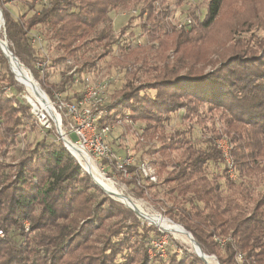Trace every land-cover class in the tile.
Instances as JSON below:
<instances>
[{
    "label": "trees",
    "instance_id": "trees-1",
    "mask_svg": "<svg viewBox=\"0 0 264 264\" xmlns=\"http://www.w3.org/2000/svg\"><path fill=\"white\" fill-rule=\"evenodd\" d=\"M39 1L0 0L1 39L48 96L65 93L74 75L48 83L36 66L51 57L38 55L31 32L46 31L58 53L53 67L73 60L83 77L96 74L132 26L134 18L117 36L110 14L138 8L147 41L157 44L120 47L124 55L112 64L132 70L101 122L126 115L145 123L143 151L155 155L158 182L137 189L136 178L124 182L134 198L154 202L220 264H264V0H208L204 20L188 31L171 26L165 0H49L36 10ZM14 2L34 13L14 18L7 7ZM0 64V148L7 150L0 156V264H208L182 247L162 257L152 246L162 231L109 196L97 199L93 191L103 190L52 132L22 162L6 164L20 132L30 123L41 128L1 50ZM180 111L185 128L168 130ZM196 123L211 138L230 141L237 180L209 140L205 147L193 140ZM216 238L229 240L222 246Z\"/></svg>",
    "mask_w": 264,
    "mask_h": 264
},
{
    "label": "built area",
    "instance_id": "built-area-1",
    "mask_svg": "<svg viewBox=\"0 0 264 264\" xmlns=\"http://www.w3.org/2000/svg\"><path fill=\"white\" fill-rule=\"evenodd\" d=\"M132 14H137V10H133ZM192 24L193 21L189 18L184 22H177L175 25L178 29L187 31ZM138 43L140 44V42ZM67 63L73 65L70 60ZM36 67L44 72L46 63L40 62ZM70 74L79 76L76 74V66L72 68ZM90 75L82 77L83 87L78 94L69 98L64 96V93L53 92L52 98L48 97L49 103L52 105V113L56 118L46 110L38 108L30 101L29 97L24 98L31 106L32 114L36 118L41 131L45 135L49 132L54 133L56 135L55 139L64 145L84 173L89 174V164L90 167L96 166L101 175L107 180L119 179L125 187H128V185L124 180H134L135 178L136 182L133 184L135 189L143 187L146 182L156 184L158 175L154 162L155 155L144 160H137L136 148H131L128 143L129 138L132 136L136 139V143H145L144 127L129 116L118 118L116 122L113 121L105 125L101 122L108 114L106 106L110 104V89L116 78L112 75L102 74L91 78ZM115 129L121 130V137L117 141L120 143V152L115 151L109 143V138ZM121 143L125 146L122 147ZM216 147L228 167L230 178L237 180L230 144L227 140L222 139L217 141ZM73 149L89 157L91 161L87 162L84 158L79 159L73 153ZM28 225V222H24L27 231L29 230ZM4 236L5 234L0 231V237L4 238ZM163 238V242L160 239L152 241V246L162 257H166L165 245L168 237L164 236ZM218 241L223 246L227 240L219 239ZM159 247H161L162 252ZM149 252L152 257L155 256L152 249ZM238 261L242 262V256L238 257Z\"/></svg>",
    "mask_w": 264,
    "mask_h": 264
},
{
    "label": "rangeland",
    "instance_id": "rangeland-1",
    "mask_svg": "<svg viewBox=\"0 0 264 264\" xmlns=\"http://www.w3.org/2000/svg\"><path fill=\"white\" fill-rule=\"evenodd\" d=\"M48 1L49 0H40L37 4L36 10H40L44 5H46L48 3ZM207 3H208V0H182V3H180V6H178V3L176 0H165L163 5L168 7L167 9L169 11V16L172 20V22H170V18H168L169 22L171 23V26H176L175 24L177 22H184V21H186V19L190 18L193 21V24L191 25V28H192V27L196 26L197 23L202 22L204 20V17L206 15ZM7 7L12 12V15L14 16V18H18V16H21L23 14H27L28 17H30L34 13L32 11H28L27 6L20 3V2H14V3L8 4ZM158 8L161 10L163 7H162V5H159ZM0 9H1V7H0ZM132 9H134V8H132ZM135 9H137V11H138L137 14H132L131 9L130 10H122L119 12H112L110 14V17H111L112 22H113V28H114L115 34L117 36L119 35L121 29L128 23L130 18H134V20L132 21L131 28H129L126 31L125 36L122 37L123 39L120 40L118 45L114 47L113 53L109 57L105 58L104 60H102L98 63L99 67H98V71L96 72V74L90 75L91 78L95 77V75H98V74L99 75H101V74L102 75H112L113 77H115L116 81L110 89L111 94L113 93V91H115L116 89H119L123 86V84L125 82V79H124L125 75L129 71L132 70V67L126 68L122 65L112 64L113 62H115L114 59L117 58V56L121 55V57H123V55H124V53L120 54V47L121 46L126 47L128 44V45L138 46L137 48H145L146 46L150 45V47H151L152 45L157 44V42H155V41L154 42H150V41L148 42L147 41L146 36L141 29V21L142 20L140 19V17H138L139 16V10H138V8H135ZM2 14H3V12H2ZM196 18H198V20ZM221 18H223V16ZM2 20H3L2 21V34L5 36L4 15H3ZM191 28H189L188 30H190ZM131 33L133 34L132 36H131ZM30 37H31V41L33 42V44H34V46L38 52V55L51 57V60L47 61V64L45 67V72H44L45 76L47 75V77H48V81H49L48 83L59 85L60 82L63 79H65L67 75L70 74L72 68L75 67L77 63L73 60H70V61H72L73 65H69L67 63L68 65H59V66L53 67L52 61L57 57L58 53L55 52V50L53 49L54 46L50 43L51 41L49 40V37L47 36L46 31H44L43 28L39 27V28H37V30L30 33ZM167 41L171 42V40H167ZM138 42H140V44ZM209 44L212 45L211 42H209ZM7 61H8V59H7ZM8 63H9V61H8ZM22 65L30 73V75L33 77L36 84H38L42 90L45 89L44 86L43 87L41 86V84H40L41 81L39 79L35 78L33 76V74L31 73V71L29 69H27V67L24 64H22ZM9 67H10V64H9ZM4 70H5V66L0 64V72H3ZM70 81L72 83L71 84L69 83L66 86V92L64 93V96L69 97V98L72 96V94L73 95L78 94V92H80L82 90V87H83L82 86L83 80H82L81 76L79 77L76 75L73 77V80L71 79ZM70 81H68V82H70ZM17 82L20 83L18 79H17ZM45 94L47 95L46 92H45ZM27 96L29 97L30 93L26 90V93L22 94L21 98L24 99ZM48 97L52 98V95H50ZM124 116H126V115L118 116V118H125ZM183 117H184V111H180V112L174 114L172 117V120L168 124V130L171 131V130L176 129V128L184 129L185 128V122L183 120ZM201 117H203L204 120L206 121L207 125L205 128H208V127L210 128L211 122L209 120V116H207L206 114L203 113L201 115ZM118 118L113 119L111 121L116 122L118 120ZM111 121H110V123H112ZM134 121L136 122V120H134ZM137 122L139 125L144 127V125L141 122H139L138 120H137ZM193 128H194L193 140L198 141V143H201L202 146H204L205 141L208 142V140H209L214 145L216 150L218 151V149L216 147L217 141L222 140V139L227 140V138H211L210 130H206L199 123L194 124ZM44 137H46V135L39 128H36L35 130H33L32 125L30 123L26 129H24L20 132V134L18 136L17 145L13 149H11L10 153L8 154V157L6 159V164L14 163L16 165V164H19L20 162H22L24 160V158H26L28 156V154H31V152L34 150V148H36V146L43 140ZM120 137H121V130L120 129H115L110 136L109 143L112 145V147L115 151H117L116 150L117 148H120L119 150H121V147L119 146L120 143L117 142ZM47 138L49 141H52V139L54 137L51 135H47ZM73 139H74V137H73ZM128 143L131 146V148H136V139L133 138V136L129 138ZM228 143L230 144V146L232 148L230 141H228ZM121 144H122V147L125 146V144H123V143H121ZM5 151H7L6 148H0V156H1L2 152L4 153ZM135 151H136L135 155H136L137 160H142V159L144 160V159L148 158L144 151L143 152H142V150L139 151V149L138 150L135 149ZM87 175L92 179L91 175H89V174H87ZM92 181H93V179H92ZM111 182L114 183L116 188L118 187L117 189L120 192L122 191L121 193H123L127 197L132 198L138 205H140L142 210L146 214L160 216V217L165 218V216L163 215V212L161 210H159L158 208H156L157 205L154 202H148V201H144V200L134 198L132 196L133 193L131 192V190L133 188L131 186L125 187L123 185L122 181L119 179H112ZM93 192L95 193L96 198L99 200L102 199L104 196H108L104 191L103 192L105 194L98 192L96 190H94ZM113 200L118 202V203H121V202L117 201L116 199H113ZM125 207L127 209H130L127 206H125ZM143 220L145 222H147L149 225H154L145 219H143ZM28 224H29L28 226L30 229V223H28ZM159 229L162 231V238L164 236L168 237V240L166 239L167 244L165 243L166 244L165 250L169 249L170 252L177 250L179 253V252H182L179 249L182 247V248L189 250V251H192L194 253L192 244L190 241H188V239L186 237H180V236H177L173 233L165 232L161 228H159ZM29 232L30 231L29 230L27 231L26 227H25V234L28 235ZM153 238L155 240H158V239H156V237H153ZM162 238H160V240H162L161 242H163V239H164V238L163 239ZM218 240L219 239L216 238L217 242H219ZM228 240L229 239H227V241ZM15 241H16V243L20 244L19 234H15ZM163 247H164V245H163ZM201 249H202V247H201ZM159 250L160 251L162 250L161 247H159ZM222 253H223V255H225L224 252H222ZM206 256H208V255H206ZM209 257H212V259L214 261L212 263L211 262L209 263V261H208V264H220L219 261L215 258V256L209 255ZM238 263H240V262L238 261Z\"/></svg>",
    "mask_w": 264,
    "mask_h": 264
},
{
    "label": "bare ground",
    "instance_id": "bare-ground-1",
    "mask_svg": "<svg viewBox=\"0 0 264 264\" xmlns=\"http://www.w3.org/2000/svg\"><path fill=\"white\" fill-rule=\"evenodd\" d=\"M1 13V12H0ZM2 18L0 14V40L1 39V34H2ZM2 47L4 51L7 53V55L10 58V65L11 69L13 70L16 78L19 80V82L26 88V90L30 93L29 99L32 103H34L38 108H41L43 110H46L48 113H50L54 118H56L53 113H52V105L49 103L48 96L45 94V92L41 89V87L36 84L35 80L33 77L30 75V73L24 68V66L18 62H16L11 55L9 54L5 44H2ZM28 97V96H27ZM73 153L79 158H84L87 162H90L91 160L89 157L77 152V150H72ZM90 160V161H89ZM89 168V175H91L93 181L97 186H99L103 191L109 192L116 194V200L127 206L128 208H135L140 212L145 213L141 206L138 205L132 198L127 197L123 193H121L114 183L111 181L107 180L104 176L101 175L99 170L96 168V166L90 167L88 164ZM97 178V179H96ZM147 220L150 221L151 223H154L159 226L163 231L168 232V233H173L177 236L180 237H186L188 241L191 242L194 253L198 256V253L200 250L198 249L197 245L195 244L194 240L191 238V236L183 231V229L170 222L169 220L160 217V216H155V215H147L146 216ZM199 257V256H198ZM209 263L213 262L214 260L212 258H207Z\"/></svg>",
    "mask_w": 264,
    "mask_h": 264
},
{
    "label": "water",
    "instance_id": "water-1",
    "mask_svg": "<svg viewBox=\"0 0 264 264\" xmlns=\"http://www.w3.org/2000/svg\"><path fill=\"white\" fill-rule=\"evenodd\" d=\"M0 14H1V18L3 19V14H2V11H1V9H0ZM2 44H5V46H6V48H7V50H8V52H9V54L11 55V57L16 61V62H18V63H20V61H19V59L11 52V50H10V48H9V46H8V43H7V41L6 40H0V49H1V51H2V53L4 54V56L8 59V61H9V64L11 63V61H10V58H9V56L7 55V53L4 51V49H3V47H2ZM21 64V63H20ZM10 69H11V65H10ZM11 71H12V73L14 74V72H13V70L11 69ZM15 75V74H14ZM15 78H16V76H15ZM16 80H17V78H16ZM95 183V182H94ZM109 197H111V198H113V199H116V197H117V195L116 194H113V193H109V192H106V191H104ZM132 211H134L139 217H141V218H143V219H145V220H147V218H146V216L148 215V214H146V213H143V212H140V211H138L137 209H135V208H130ZM165 219H167V218H165ZM167 220H169V219H167ZM148 221V220H147ZM170 222H172L171 220H169ZM148 222H150V221H148ZM151 223V222H150ZM173 223V222H172ZM152 224H154V223H152ZM156 227H159L158 225H156V224H154ZM176 225H178V226H180L182 229H183V231L185 232V233H187V234H189L190 236H191V238L194 240V242H195V244L197 245V247H198V249L200 250V252L198 253V256L201 258V259H203L205 262H207L208 263V260H207V258H212V257H209V256H206L205 254H204V252L202 251V249H201V246L199 245V243L194 239V237L192 236V234L190 233V232H188L183 226H181V225H179V224H176Z\"/></svg>",
    "mask_w": 264,
    "mask_h": 264
},
{
    "label": "crops",
    "instance_id": "crops-1",
    "mask_svg": "<svg viewBox=\"0 0 264 264\" xmlns=\"http://www.w3.org/2000/svg\"><path fill=\"white\" fill-rule=\"evenodd\" d=\"M73 95V94H72ZM111 93H110V102H111ZM139 122H141L144 126H145V123L144 122H142V121H140V120H138ZM110 139V138H109ZM148 141H146L145 140V143H140V145L139 146H137L136 145V147H137V149L136 150H138L139 149V151L140 150H142V152H143V147H145V145H146V147L145 148H147V145H148V143H147ZM137 144V143H136ZM144 148V149H145ZM120 148H117L116 150H117V152H120L121 150H119Z\"/></svg>",
    "mask_w": 264,
    "mask_h": 264
}]
</instances>
